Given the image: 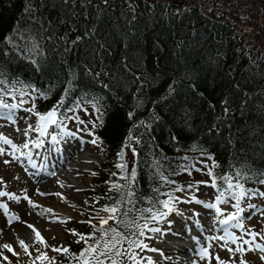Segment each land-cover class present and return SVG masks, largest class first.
<instances>
[{
    "label": "trees",
    "instance_id": "1",
    "mask_svg": "<svg viewBox=\"0 0 264 264\" xmlns=\"http://www.w3.org/2000/svg\"><path fill=\"white\" fill-rule=\"evenodd\" d=\"M174 3L0 0V95L25 98L40 114L62 101L60 120L88 113L91 138L108 157L96 169L92 192L101 210L117 207L121 221L104 230L115 228L131 239L137 238L133 221L143 224L152 212L163 211V202L195 176L192 160L212 165L217 195L228 191L223 177L243 184L249 195L264 185V52L221 17ZM93 29L94 37L70 43ZM29 34L39 44L35 54L7 43L11 37L23 48L22 37ZM84 65L101 72L99 80L109 87L85 75ZM72 72L76 87L69 90ZM97 100L100 113L93 107ZM125 144L136 152L134 183L115 165ZM103 238L70 246L62 264H72Z\"/></svg>",
    "mask_w": 264,
    "mask_h": 264
},
{
    "label": "rangeland",
    "instance_id": "2",
    "mask_svg": "<svg viewBox=\"0 0 264 264\" xmlns=\"http://www.w3.org/2000/svg\"><path fill=\"white\" fill-rule=\"evenodd\" d=\"M147 1L183 2L185 3V6L194 3L200 7L199 10L201 12L206 13L209 11L210 14H214L217 18L221 17L223 22L228 21L229 24L241 34L243 40L249 46L261 49V51L264 52V5L262 4L264 0H226V2L222 0ZM175 3L174 5H176ZM0 103L17 105V108L11 112L7 109L0 108V135L11 139L19 148V151L16 153V157H18L17 159L11 155L12 149L10 146L0 144V147L5 149V155L0 156V192L9 194L4 195L5 197L0 196V205H7L8 211L11 210L12 213L13 210L10 206L11 203L16 204L20 202L23 205V213H25L26 216L29 214L31 216L30 218H24V222L29 221L28 223L22 222L18 226L20 231L16 230V228L14 229L15 223L13 221L9 224L13 225L9 228V231L12 232L14 230V235L13 238H10L9 245L17 255H13L12 252H9L6 248L2 247L3 249H0V264H9V261H11V264H62V261L68 256V251L65 252L63 249L66 248L69 250L70 246L78 247L86 245L88 243V237L91 236L94 239L103 236L101 231V218H108L112 213L100 209L99 199L93 194L91 185L94 177L93 173L96 174V169H98L108 157L99 144L91 142L93 140L91 138L92 135L89 134V128L86 126V124L90 122V117L86 111H76L75 113L77 114L69 113L61 120L63 122L61 126H49L48 135L41 137L37 131L28 130L29 126H33V128L37 126L35 122L38 117H35L30 111V105L27 104V99L25 100V98L22 99L21 97H15L11 102L8 98L0 99ZM54 107H57V105ZM74 116H78L80 120L84 121V124L78 123L75 119L68 118ZM6 117L12 118L8 119ZM26 130L27 135L24 134ZM53 136L56 137L55 141L52 140ZM41 141H43L42 145L36 147L35 145ZM25 142L28 143V148L23 147ZM65 144H69L70 148V152H67L65 156L70 155L69 157H72L71 159L74 160V162H69L72 171L66 173L64 169L59 167L57 172L54 169V165L61 157L63 158L64 155L62 154V150L63 145ZM21 153H24L25 155H21ZM27 154L31 155V159L27 158ZM123 154V161H121V158H118V162L127 164V172L122 171L117 166L116 167L119 172L128 175L132 167L133 155L126 147L123 149ZM4 159L8 160L9 163L5 165ZM116 160L117 159H114L115 162ZM67 161L68 160H66V162ZM26 163H29L30 166L32 165L29 171L27 170ZM190 164H194L196 169L195 176L187 177L189 178L188 184L180 185L177 188L180 189V191H176L173 198L176 211L171 213L159 224L152 221L150 227H159L161 229L160 233L146 231L145 236L140 238L148 245V249L135 250L137 258L140 260V264H168L165 262L166 259H168V254L166 256V252H181L183 247L188 251H185L182 262L178 264H240L241 260L247 261V264H264V259H261V256H264V253H261L258 250L247 251L244 253L236 251L229 252L227 250L229 248L236 249L238 246H242L245 249L249 248V245L243 243L244 240L252 239V236L248 233L259 234L256 236V243L264 245V239H261V237L264 236V197H261L258 194L252 195L253 193H264V185L260 186L259 190L252 191L250 195L246 196L239 202V208L243 209V211L239 212V216L243 215L244 217V214H246L248 217L247 219L231 221L229 226L224 227L236 237L235 244L230 241L225 244L224 241L216 239L225 234L220 235L213 229L211 234L203 229L202 231H197L194 222L199 221L203 223L202 226L215 225L214 222H216L217 213L214 208L209 209L205 207V205L216 204L221 211L223 210L222 212L224 215L222 216L227 217L229 214L237 213V201L227 195L228 191H225L226 195L222 198L227 200L228 203H220L217 200L215 188L211 186L213 181H211L208 175L212 165L207 159L199 158L197 160H192ZM115 165H117V163H115ZM39 169L44 170L39 176H43V174L44 177L46 176V178H42V180L47 178L50 179L59 172L62 174L61 180L58 178L59 181L56 183L57 187L55 185L52 192L47 191V193H45L50 194V197L37 192V190L34 191L33 188L31 189L27 184L28 181L29 184H35L30 183V177L27 176V173L30 172L36 176ZM22 178L24 180L26 179V182H24ZM11 181H14L15 184ZM35 186L36 185H33V187ZM10 196H15L16 199L11 200ZM25 197L28 199H25ZM29 200L32 204L36 205V207H32L29 204ZM190 200L192 202H189ZM196 200L202 201V203H196ZM246 205H252L253 207H260L261 205L262 208L247 211ZM163 209L164 211H167L164 207ZM207 210H214V215L211 216L213 220L210 219V214H206ZM0 212L1 220L3 218V220L8 223L9 218L3 215V208H0ZM12 216L15 217V213H12ZM203 216H206L207 218ZM186 218L189 219L187 220ZM37 221L42 224L38 225ZM113 221L114 220H109L108 224L103 225V229L110 226ZM17 222H20V220L18 219ZM237 223L241 224L242 227H232L233 224ZM28 225L34 226L36 231H38L43 238L44 243H41L37 239L36 232L28 227ZM185 230L189 232L187 235L186 233H182V231L184 232ZM5 232L6 231H3L2 229V233L4 234ZM174 233H178L177 235L185 234L186 237L182 239L176 238L173 236ZM213 233H215V235H213ZM168 234L171 237H169ZM17 235L18 237H16ZM82 236L85 237V239H82ZM202 236H209V238L202 241ZM195 237L197 240L192 239H195ZM191 239L194 242L195 248L192 251L194 254L191 253L188 255L187 253L192 248L190 245ZM21 241L27 246V253L24 252L20 243ZM53 248H59L61 251H53ZM153 248L157 249V251H151ZM203 248H207L209 253L208 257L201 256L200 253ZM41 254H44L47 258H39L41 257ZM5 256L8 257V260H4ZM216 257H219V262ZM124 259V264H134V262L128 260L127 257H124ZM72 264H81V261L73 259ZM105 264H107V262H105Z\"/></svg>",
    "mask_w": 264,
    "mask_h": 264
},
{
    "label": "snow or ice",
    "instance_id": "3",
    "mask_svg": "<svg viewBox=\"0 0 264 264\" xmlns=\"http://www.w3.org/2000/svg\"><path fill=\"white\" fill-rule=\"evenodd\" d=\"M64 2L68 3V0H64ZM82 2H84V0H82ZM105 3H107V0H105ZM94 36H95V29H93L91 32L86 31L84 34V37L77 36L76 39L70 41V43L72 45H76L82 39H85L88 37H94ZM22 38L25 39V44H24L23 48H21L19 45L14 43V41L11 37H7L6 39H7V43L9 45H11L12 48L15 49L16 51H26V52L35 54L39 48V44L35 41L34 37L29 34L27 37H22ZM65 43L68 44L69 41H67L65 39ZM97 43L100 44V48L104 47L103 43H100L99 41ZM71 50L72 49L70 47H65V49H64L65 52H69ZM31 62L36 63L35 60H32ZM84 69H85V75L96 80L97 83H99L102 87H104V88L109 87L108 84L99 80V77L102 74L101 72H96L95 74H93L91 68H89L88 65H84ZM103 74L106 75L107 73H103ZM71 76H72V78H70L68 81H66V84H67V87L69 90H74L76 87L75 82H74L75 77H76L75 72H72ZM94 99H96V98H94ZM62 103L63 102L61 101L60 104L57 105V107H54L53 109L48 111L46 114H40V113L34 112V114L37 115L39 118L38 124L34 128H33V126H29L28 130H35L39 133V135L41 137H43L45 135H48L49 126H51V125H56L57 127L61 126V124L63 122L59 119V115H62V114H58L57 108L62 106ZM77 107H79V105H77ZM93 107L96 109L97 113H100V108L98 106V100L96 103H93ZM0 108L7 109L9 112H11L17 108V105H15V104L9 105V104H5V103H0ZM6 118L11 119L12 117H6ZM68 118L69 119H75L78 123L84 124V121L80 120L78 116L68 117ZM97 120L102 123V121H103V114L102 113L97 116ZM95 127H96V124L94 123L93 128H95ZM24 134L27 135V130L25 131ZM89 134H91V133H89ZM55 139H56V137L53 136L52 140L55 141ZM128 139H129V141H131L132 137L130 136ZM91 142L95 144V143H97V139H93ZM42 143H43V141L37 143L35 146L40 147L42 145ZM0 144L10 146L12 149L11 155L14 158L18 159V157H16V153L19 151V148L17 147L16 144L13 143V141L11 139H9L3 135H0ZM23 147L28 148L29 147L28 143L25 142L23 144ZM124 147H129V145L125 144ZM132 152H133V155L135 156L136 155L135 149H132ZM2 155H5V149L3 147H0V156H2ZM21 155H25V154L21 153ZM118 155L120 156L121 161H123V159H124L123 150L120 153H118ZM27 158L31 159V155L27 154ZM4 163L7 164V163H9V161L5 160ZM116 166L118 168H120L122 171L127 172V164L126 163H123V162L118 163ZM93 174L95 175V173H93ZM208 175L212 176V173L209 172ZM236 175L239 176L240 173H237ZM261 175L264 176V174H261ZM123 178L128 179L134 183L135 178H136L135 168H133L131 170V172ZM223 179L227 183V187H228L227 195H229L232 199H235L237 201L236 207L238 208L237 213L229 214L226 219L219 220V223L221 225H229L231 221H238L239 220V212L243 211V209L239 208V202L243 198L248 196L249 193L244 188L243 184H240L239 182L233 184L232 179L229 177H223ZM259 182L264 183V178H262ZM211 186L216 187L215 177H213V183ZM114 187H119V186H114ZM177 191H180V189H177ZM257 194L261 197H264V193H253L252 195H257ZM4 195H9V194L5 193V192H0V196H4ZM57 195H59V194H57ZM128 195H132V192L129 191ZM225 195H226L225 192H221L219 197H217V200L220 203H228L227 200L222 199L223 197H225ZM10 198L16 199L15 196H10ZM25 199H28V198L25 197ZM189 202H192V201L190 200ZM195 202L196 203H202V201H199V200H196ZM29 204L32 207H36V205L32 204V202L30 200H29ZM163 207L165 209H167V211L152 212L150 220L145 219V222L143 224L136 223L135 221L132 222V224L130 226L135 227V229H136V231L133 233V235L137 237L136 239H131L129 237L122 236L115 228H110V229L104 230L103 225L108 224L109 220H116L117 223H120L121 221H119L117 219V217L115 216V213L118 211L117 207L102 209V211L112 213V215H110L108 218H101V231L103 232V237H104L103 240L97 241L94 245H89L76 258L81 261V264H105V260L101 259V257H106L110 261V264H122L121 260H118L114 257H127V259L130 261H133L134 264H140V260L137 258V253L135 250L136 249H141V250L148 249V245L146 243H144L143 240L140 239V237H144L146 234V231H150L153 233H160L161 232V229L159 227H150V221H155L157 224H159L162 220H165L171 213L176 211L172 197H169V200H166L163 202ZM205 207H207L209 209L214 208L218 216L224 215V213L221 211V209L216 204H207V205H205ZM0 208H3L5 213L7 214V211H8L7 205H0ZM13 219H16V218L15 217H9L8 223H11ZM28 227L32 228V230L34 232H36L37 239L41 243H44L43 238L40 236V233L38 231H36L34 226L28 225ZM232 227H242V225L237 223V224H233ZM109 233L112 234L110 239H108ZM224 233H225L224 236L217 237L216 239H220V240L224 241L225 244H227L229 241L233 244L236 243V237L233 236L232 233L229 232L227 228L224 229ZM73 234H76V233H73ZM248 234L252 236V239L251 240H244L243 243L249 245V248L245 249L242 246H238L236 249L229 248L227 250L229 252L236 251V252H240V253L258 250L259 252L264 253V245L256 243V236L259 234H255V233H248ZM81 238L85 239V237H83V236ZM88 239H92V237H88ZM261 239H264V236H262ZM125 242L128 245L127 248L123 247ZM20 243L24 249V252L27 253L28 252L27 246L24 245L23 241H21ZM4 248H6L9 252H12L13 255H17V253H15L13 251V249L10 245L5 244ZM53 251L59 252V251H61V249L53 248ZM63 251L67 252L68 249L65 248V249H63ZM151 251H157V249L153 248V249H151ZM200 254L202 257H208L209 256L207 248L201 249ZM39 258H45L46 259L47 257H45L44 254H41V257H39ZM216 259L219 262V257H216ZM261 259H264V256H261ZM4 260H8V257L5 256ZM9 264H11V261H9ZM240 264H247V261L241 260Z\"/></svg>",
    "mask_w": 264,
    "mask_h": 264
},
{
    "label": "bare ground",
    "instance_id": "4",
    "mask_svg": "<svg viewBox=\"0 0 264 264\" xmlns=\"http://www.w3.org/2000/svg\"><path fill=\"white\" fill-rule=\"evenodd\" d=\"M20 116V115H19ZM18 116V117H19ZM22 118V117H21ZM20 120V119H19ZM18 124V123H17ZM21 124V123H20ZM3 125V124H2ZM25 125V124H24ZM4 127V126H3ZM21 127V126H20ZM19 127V128H20ZM57 129V128H56ZM63 137V136H62ZM65 137V136H64ZM70 138H72V137H70ZM69 141V140H68ZM75 141V140H74ZM78 143V142H77ZM85 144V143H84ZM84 148V147H83ZM95 148V147H94ZM69 144H65V145H63V150H62V154L64 155L63 156V158L61 157L60 158V160H58V161H56L55 162V165H54V169L58 172V169H59V167H61V169H64L65 170V172L67 173L68 171L69 172H71L72 171V169H71V166L69 165V162H74V160L73 159H71L72 157H69V156H65V154L68 152H70L69 151ZM88 151V150H87ZM91 151V150H90ZM7 152V151H6ZM84 152V151H83ZM8 156V155H7ZM83 156V155H82ZM55 157H57V156H55ZM79 157V156H78ZM3 158V157H2ZM8 158V157H7ZM13 158V157H12ZM40 159V158H39ZM1 160V159H0ZM5 160V159H4ZM66 160H68L67 162H66ZM78 160V159H77ZM75 161H76V159H75ZM79 161V160H78ZM81 161V160H80ZM87 161V160H86ZM77 163V162H76ZM6 165V164H5ZM14 165V164H13ZM15 166V165H14ZM26 167H27V170L29 171L30 169H31V166L29 165V163H27V165H26ZM79 167V166H78ZM77 167V168H78ZM14 168V167H13ZM17 168V167H16ZM40 168V167H39ZM75 169H76V167H75ZM73 170H74V168H73ZM16 171V170H15ZM44 171V170H43ZM51 171V170H50ZM75 171V170H74ZM22 172V171H21ZM9 173V172H8ZM15 174V173H14ZM22 175V174H21ZM72 175H74V174H72ZM13 176V175H12ZM22 176H24V175H22ZM22 176H20V177H22ZM62 176V174H61V172H59V173H56L52 178H47V179H45V180H42V178L44 177V176H34V178H32V179H29L30 180V183H35V184H29V181H28V185L30 186V188L32 189L33 188V190L35 191V190H37V192H39V193H42V194H45V193H47V191H50V192H52L54 189V187H55V185H56V183H57V181H59V179L58 178H60V180H61V177ZM78 176V175H77ZM5 177V176H4ZM6 177H7V175H6ZM5 177V178H6ZM10 177V176H9ZM17 178V177H16ZM23 179V178H22ZM26 180V179H25ZM24 179H23V181L24 182H26ZM12 182V181H11ZM14 182V181H13ZM12 182V183H13ZM22 182V181H21ZM60 183V182H59ZM64 183V182H63ZM14 184H15V182H14ZM65 184V183H64ZM18 185H20V184H18ZM33 185H36L35 187H33ZM13 186V185H12ZM66 186V185H65ZM68 186V185H67ZM6 187V186H5ZM22 187V186H21ZM56 187H57V185H56ZM18 188H19V186H18ZM69 188V187H68ZM67 189V188H66ZM32 190V191H33ZM76 191V190H75ZM66 192V191H65ZM12 193V192H11ZM31 194V193H30ZM26 195V194H25ZM45 195H47V197L49 196L50 197V194H45ZM74 195V194H73ZM69 196V195H68ZM2 197V196H1ZM5 197V196H4ZM46 197V198H47ZM51 199V198H50ZM12 200V199H11ZM11 200H8V201H11ZM52 200V199H51ZM25 201V200H24ZM38 201V200H37ZM49 201V200H48ZM40 202H41V200H40ZM44 202V201H43ZM42 202V203H43ZM23 203V202H22ZM53 203V202H52ZM15 203H11V208H12V213H15V218L16 219H13L12 221L15 223L14 224V229L16 228V230H18V231H20L19 229V225L22 223V222H24V218H26V217H28V218H30L31 216H30V214L28 215V216H26L25 215V213H23V209H22V207H23V205L19 202V203H16L15 205H14ZM9 205V204H8ZM54 205V204H53ZM55 207V206H54ZM45 211V210H44ZM51 211V210H50ZM214 211V210H213ZM213 211H212V213H210L211 211H209V210H207L206 211V214L208 213V215L210 214V219L211 220H213V218H211V216H213L214 215V213H213ZM223 211V210H222ZM43 212V211H42ZM231 212V211H230ZM1 213V212H0ZM3 215H5L7 218H9V217H13L12 216V213H11V210L10 211H7V214L5 213V211H4V209H3ZM2 215V216H3ZM205 215V214H204ZM1 217V216H0ZM194 217V216H193ZM203 217H206V216H203ZM5 218V217H4ZM197 218V217H196ZM207 218V217H206ZM227 217H225V216H218L217 215V217H216V222H215V228L216 229H214L213 227H210V226H208V225H203L202 226V224L203 223H201V222H197V221H195L194 223V226H195V228H200V229H204L206 232L208 231V232H210V234H211V232H212V229L213 230H216V231H220V232H222V233H224V227H226V226H229V225H221L220 223H219V220H221V219H226ZM18 219L20 220V222H17L18 221ZM187 219V218H186ZM189 219V218H188ZM187 219V220H188ZM199 219V218H198ZM203 220H204V218H203ZM209 220V219H208ZM239 220H241V217L239 216ZM40 221V220H39ZM174 221V220H173ZM29 221H26V222H24V223H28ZM45 222V221H44ZM175 222V221H174ZM185 222V221H184ZM209 222V221H208ZM211 222V221H210ZM241 222V221H240ZM173 223V222H172ZM188 223V222H187ZM10 223H7V222H5L4 220H3V218H2V220H1V218H0V249L2 248V247H4V245L5 244H10V238H13V235H14V230L11 232V231H9L10 229V227L11 226H13V225H9ZM37 224L38 225H40V224H42L41 222H38L37 221ZM171 224V223H170ZM207 224V223H206ZM178 225V224H177ZM188 225V224H187ZM181 227V226H180ZM19 228V229H18ZM2 229H3V231H6L4 234L2 233ZM174 229V228H173ZM188 229V228H187ZM189 230V229H188ZM202 231V230H201ZM215 231V232H216ZM182 233H186V235L189 233V232H187V230H185L184 232L182 231ZM201 234V233H200ZM225 234V233H224ZM185 235V234H184ZM183 234H181V235H177V234H173V236H175L176 238H185L186 237V235L184 236ZM213 235H215V233H213ZM168 236H169V234H168ZM16 237H18V235L16 236ZM169 237H171V236H169ZM203 240V239H202ZM13 241H15V240H13ZM18 241V240H17ZM175 245H176V243H175ZM226 246H228V245H226ZM166 247V246H165ZM178 247V246H177ZM232 247V246H231ZM3 249V248H2ZM160 250V249H159ZM164 251V250H163ZM162 251V252H163ZM177 251V250H176ZM185 251H186V248H184L183 247V250L181 251V252H172V251H169V252H166V256H167V254H168V256H167V258L168 259H166V263H168V264H178V263H181L182 262V259L184 258V255H185ZM222 254V253H221ZM224 255V254H223ZM198 261V260H197ZM199 261H200V259H199ZM161 262V261H160ZM147 263V262H146ZM144 264V263H143ZM154 264V263H153Z\"/></svg>",
    "mask_w": 264,
    "mask_h": 264
},
{
    "label": "flooded vegetation",
    "instance_id": "5",
    "mask_svg": "<svg viewBox=\"0 0 264 264\" xmlns=\"http://www.w3.org/2000/svg\"><path fill=\"white\" fill-rule=\"evenodd\" d=\"M191 4L195 7H197L198 9L200 8L199 6L195 5L194 3H191ZM177 5H178V7H180L179 9H185L186 7H188V6H185V3H183V2L177 3ZM206 13H209V11H207Z\"/></svg>",
    "mask_w": 264,
    "mask_h": 264
},
{
    "label": "water",
    "instance_id": "6",
    "mask_svg": "<svg viewBox=\"0 0 264 264\" xmlns=\"http://www.w3.org/2000/svg\"><path fill=\"white\" fill-rule=\"evenodd\" d=\"M262 4L264 5V2H262Z\"/></svg>",
    "mask_w": 264,
    "mask_h": 264
}]
</instances>
